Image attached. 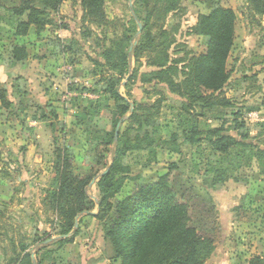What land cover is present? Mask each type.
I'll list each match as a JSON object with an SVG mask.
<instances>
[{
	"label": "rangeland",
	"instance_id": "374dc122",
	"mask_svg": "<svg viewBox=\"0 0 264 264\" xmlns=\"http://www.w3.org/2000/svg\"><path fill=\"white\" fill-rule=\"evenodd\" d=\"M16 2L6 0L5 5ZM133 2L107 0L104 20L92 23L82 19L77 2L66 1L56 18L49 16L53 23L40 35L29 30L24 37L13 36V19L0 10V84L6 90L7 104L0 103V210L3 213L0 264L20 253L22 246H27L25 252L34 260L35 255L38 260L44 258L43 264H120L104 240V219L97 218L101 213L97 204L80 219L79 234L72 237V242L58 248L52 241L60 237V219L44 200L54 178L57 149L66 146L72 151L77 175H91L102 171L101 167L95 168L89 151L92 133L111 131L113 127L115 130L119 121V130L127 127L124 120L130 113L116 121L114 103L102 92L106 81L118 77L117 70L105 64L107 49L114 53L130 52L129 67L118 85L130 108L133 109V102L139 103L138 115L144 117L149 112L152 116L155 108L147 106L161 100L158 114H154L158 128L151 136L153 142L149 146L141 142L137 150L124 158L129 176H138L139 182L145 183L165 176L167 185L178 197H194L195 221L202 224L195 227L214 238V250L205 264H247L249 257H259L264 264V174L260 175L251 161L222 186L211 187L212 175L206 174V170L217 155L205 141L193 146L184 143L177 128V115L185 110L200 115L197 120L213 128L223 124L228 131L232 128L233 115L237 114L245 124L243 133L252 145L264 150V15L254 16L257 23L252 21L246 0H179V8L165 15L162 13L165 2L148 0L150 7L156 5L149 25L154 41L134 56L139 35L128 43L125 40L130 35V20H135L142 29ZM218 8L231 9L236 15L235 36L228 57L231 78L224 89L231 104L216 108L215 112L187 110L186 101L170 92L151 73L160 69L158 59L167 54L170 61L176 60L178 73L181 71L173 80L182 82L198 56L206 54L208 49L209 37L197 33L195 27L202 17ZM14 45L25 47L28 55L25 60H12ZM132 74L136 77H130ZM17 78L28 80L16 82ZM15 86H19L21 93L27 90V94L13 92ZM97 99L102 103L86 118V107ZM39 103L42 107L51 103L57 119L40 121ZM48 108L44 111L50 114ZM130 127L133 128L127 137L131 142L142 141L145 131L151 133L155 129L143 126L137 130L133 124ZM107 161L111 162L110 155ZM97 180L98 177L91 180L86 188L95 203ZM132 186L128 182L118 197H123ZM69 237L71 233L65 239ZM43 245L47 247L38 251ZM45 252L50 254L49 258L43 256Z\"/></svg>",
	"mask_w": 264,
	"mask_h": 264
},
{
	"label": "trees",
	"instance_id": "16d2710c",
	"mask_svg": "<svg viewBox=\"0 0 264 264\" xmlns=\"http://www.w3.org/2000/svg\"><path fill=\"white\" fill-rule=\"evenodd\" d=\"M5 1L0 0V10L13 19V36L24 37L31 29L36 36L40 35L47 25L53 23L49 16L53 15L56 18L66 1L78 3L84 21L92 23L103 21L104 5L107 0H17L12 6H6ZM133 1L134 14L137 20L142 22V29L138 34L133 53L137 56L154 41L149 25L156 5L150 7L148 0ZM178 1L162 0L165 2V11L162 13L167 15L177 10ZM246 2L248 11L252 12L251 20L257 23L254 16L264 15V0H246ZM142 13H144L143 17ZM235 29L236 15L231 9L218 8L210 15L202 17L195 30L209 37L206 54L198 56L192 69L186 75L184 73L182 82L173 80L172 77L181 74V71L178 73L179 69L174 65L177 63L176 60L170 61L165 54L158 59L160 69L151 73L153 78L164 83L170 92L177 93L186 101L187 110L199 108L201 111L215 112L216 108L229 107L231 102L225 97L224 89L231 78L228 57L233 45ZM128 33L130 35L125 39L127 43L138 33L135 20L129 21ZM27 56L24 46L12 47L13 61H23ZM130 56L129 51H119V53H114L111 49L104 51L106 66L111 70H117L118 77L116 80L106 81L102 92L106 93L107 99L114 103V110L118 114L116 121L130 114L124 120L127 127L119 130L116 141H114V127L111 131H95L90 137L88 146L93 164L95 168L101 167L102 171H95L91 175H77L72 151L66 146L55 151L54 178L51 189L46 190L44 198L60 219L58 222L60 237L52 241V244L60 248L64 243L72 242V237L79 234L80 219L97 204L101 210L97 218L104 219V240L111 248L112 257L119 260L120 264H205L214 250V238L206 235L203 229L195 227L201 223L200 220L195 221L194 197H178L167 185L165 176L153 183L139 182L138 176H129V168L123 163L126 154L137 150L141 142L147 143L148 146L153 142L151 136L158 128L154 114H158L161 102L158 100L155 104L147 106L151 109L155 108L152 116L148 112L147 116L141 117L138 115L140 104L133 102L131 110L128 100L119 93L118 85L127 72ZM112 58L116 61H111ZM133 76L136 77V74L130 77ZM141 77L145 80L146 76ZM15 80L23 81L18 78ZM15 87L13 91L19 93L21 89H18L19 86ZM124 87L127 88V85ZM127 97H130V93ZM98 100L86 107V118H89L100 106L102 102ZM5 102L6 90L0 84V103L4 106L7 105ZM46 107H49L50 114L45 113ZM177 116V128L181 130L180 137L183 138L184 143L193 146L205 141L210 150L217 155L214 163H211L206 170V174L212 175L211 187L222 186L251 161L255 162L259 174H264V150L252 145L251 139L243 133L245 124L240 115H233L230 131L225 129L223 124L213 128L209 123L197 120L200 115L193 114L192 111L185 110ZM38 117L44 120L57 119L55 109L50 103H46L40 109ZM132 124L137 126V130L143 126H154L155 129L151 133L145 131V138L142 141L131 142L127 135L133 128L130 127ZM151 154H154V151H151ZM109 155L110 163L107 161ZM97 177L95 186L98 200L95 203L87 195L86 188L90 181ZM128 182L133 184L132 188L119 198L118 195L124 187L126 188ZM79 215L81 217L76 221L75 218ZM2 216L0 210V229ZM75 223H77L76 227ZM70 233L71 237L65 239ZM45 247L47 245H43L38 251ZM26 249L27 246H22L20 253H16L6 264H43L44 258L38 260L36 255L33 263L30 254L25 252ZM43 256L49 258L50 254L45 252ZM249 264L263 263L261 258L254 257L250 259Z\"/></svg>",
	"mask_w": 264,
	"mask_h": 264
},
{
	"label": "water",
	"instance_id": "95a60500",
	"mask_svg": "<svg viewBox=\"0 0 264 264\" xmlns=\"http://www.w3.org/2000/svg\"><path fill=\"white\" fill-rule=\"evenodd\" d=\"M132 11V10H131ZM132 14H133V11H132ZM134 15V14H133ZM140 31H141V25L140 24H138V33H137V35L140 33ZM131 110H132V106H131ZM120 122L121 121H119V123L117 124V126H116V128H115V132H114V141H116V139H117V136H118V130H119V125H120ZM77 226V223H75V227ZM32 257V261H33V263H34V257L33 256H31Z\"/></svg>",
	"mask_w": 264,
	"mask_h": 264
},
{
	"label": "crops",
	"instance_id": "0c3cea01",
	"mask_svg": "<svg viewBox=\"0 0 264 264\" xmlns=\"http://www.w3.org/2000/svg\"><path fill=\"white\" fill-rule=\"evenodd\" d=\"M32 30V29H31ZM24 82H26V80H28V79H26V78H21ZM28 82V81H27ZM12 90H14V89H12ZM14 92V91H13ZM19 93H21V92H19ZM23 96L25 95V94H27V90H23V92L21 93ZM51 104V103H50ZM53 106V105H52ZM42 108V105H41V103H39L38 104V106H37V109H41ZM54 108V107H53ZM55 109V108H54ZM36 110V109H35ZM40 119V118H39ZM42 120H44V119H41L40 121H42ZM34 124V122H32V123H29V125L28 126H32ZM260 251V250H259ZM262 252H264V251H262ZM264 254V253H263ZM250 257H249V259H247V264H249V261H250Z\"/></svg>",
	"mask_w": 264,
	"mask_h": 264
}]
</instances>
